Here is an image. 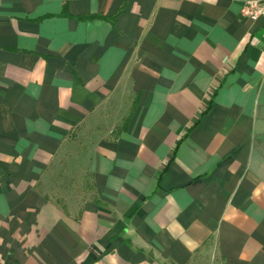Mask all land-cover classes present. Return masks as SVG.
Returning a JSON list of instances; mask_svg holds the SVG:
<instances>
[{
  "label": "crops",
  "instance_id": "0c3cea01",
  "mask_svg": "<svg viewBox=\"0 0 264 264\" xmlns=\"http://www.w3.org/2000/svg\"><path fill=\"white\" fill-rule=\"evenodd\" d=\"M241 0H0V264H264V18ZM86 145L91 197L53 199Z\"/></svg>",
  "mask_w": 264,
  "mask_h": 264
},
{
  "label": "rangeland",
  "instance_id": "374dc122",
  "mask_svg": "<svg viewBox=\"0 0 264 264\" xmlns=\"http://www.w3.org/2000/svg\"><path fill=\"white\" fill-rule=\"evenodd\" d=\"M85 150L86 145L83 141L69 140L68 145L61 150L57 158L53 175L55 189L51 197L64 206L69 201L80 206L91 197L90 180L82 172L81 158Z\"/></svg>",
  "mask_w": 264,
  "mask_h": 264
},
{
  "label": "built area",
  "instance_id": "2783aa9c",
  "mask_svg": "<svg viewBox=\"0 0 264 264\" xmlns=\"http://www.w3.org/2000/svg\"><path fill=\"white\" fill-rule=\"evenodd\" d=\"M241 15L249 20L255 21L264 18V0H241Z\"/></svg>",
  "mask_w": 264,
  "mask_h": 264
}]
</instances>
